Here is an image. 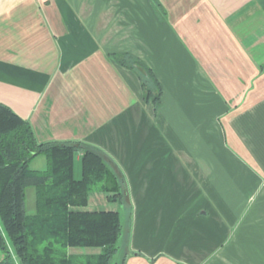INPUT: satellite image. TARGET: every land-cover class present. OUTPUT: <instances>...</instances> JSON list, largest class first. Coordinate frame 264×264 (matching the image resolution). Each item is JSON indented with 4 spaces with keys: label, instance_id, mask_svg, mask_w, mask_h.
I'll use <instances>...</instances> for the list:
<instances>
[{
    "label": "crops",
    "instance_id": "crops-1",
    "mask_svg": "<svg viewBox=\"0 0 264 264\" xmlns=\"http://www.w3.org/2000/svg\"><path fill=\"white\" fill-rule=\"evenodd\" d=\"M0 102L123 175L124 264H264V0H0ZM113 196L73 210L120 216Z\"/></svg>",
    "mask_w": 264,
    "mask_h": 264
},
{
    "label": "trees",
    "instance_id": "trees-1",
    "mask_svg": "<svg viewBox=\"0 0 264 264\" xmlns=\"http://www.w3.org/2000/svg\"><path fill=\"white\" fill-rule=\"evenodd\" d=\"M114 61L139 78L142 98L156 109L162 90L145 64L127 55ZM82 154V178H73L74 155ZM45 156L47 168L30 162ZM35 192V212L26 210V190ZM124 177L96 147L80 141L37 142L30 123L0 102V224L21 264L112 263L122 233L118 212L75 211L87 205L90 192L112 193L124 203ZM99 248L96 256H74L69 248ZM0 264H14L0 231Z\"/></svg>",
    "mask_w": 264,
    "mask_h": 264
},
{
    "label": "rangeland",
    "instance_id": "rangeland-1",
    "mask_svg": "<svg viewBox=\"0 0 264 264\" xmlns=\"http://www.w3.org/2000/svg\"><path fill=\"white\" fill-rule=\"evenodd\" d=\"M29 167L33 170H45L47 168V161L45 156H38L36 158H34L30 164ZM34 201H35V192L34 189L29 187L26 190V210L28 214H31L34 211ZM120 220H121V224H122V233L117 241V245L119 247V250L117 252V254L113 257L112 263L116 262L119 263L122 259V254L124 253L123 251V245H124V241H125V233H126V229L128 228L130 221L127 218L128 217V212L126 210V206L125 203H121L120 204ZM3 235H5L3 233ZM4 240L6 242V245L10 251L12 260L14 262V264H21L20 259L17 257V255L11 250L10 248V243L8 241V239H6V237L4 236ZM2 254L0 251V258H1Z\"/></svg>",
    "mask_w": 264,
    "mask_h": 264
}]
</instances>
